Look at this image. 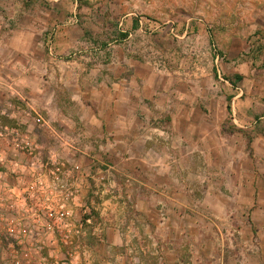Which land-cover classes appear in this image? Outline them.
I'll list each match as a JSON object with an SVG mask.
<instances>
[{
	"label": "rangeland",
	"instance_id": "obj_1",
	"mask_svg": "<svg viewBox=\"0 0 264 264\" xmlns=\"http://www.w3.org/2000/svg\"><path fill=\"white\" fill-rule=\"evenodd\" d=\"M30 11L75 15L83 37L61 62L99 70L95 81L112 65L133 89L128 122H109L110 135L73 115L74 92L37 96L0 67V118L10 124L18 94L30 97L73 135L84 170L99 178L108 169L120 197L100 208L83 264H264V121L234 122L230 110L233 87L248 89L232 68L256 54L264 0H79L43 11L0 0V20H32ZM38 55L56 62L48 44ZM250 76L248 95L262 98L264 81ZM85 105L88 117L98 113L97 101Z\"/></svg>",
	"mask_w": 264,
	"mask_h": 264
},
{
	"label": "built area",
	"instance_id": "obj_2",
	"mask_svg": "<svg viewBox=\"0 0 264 264\" xmlns=\"http://www.w3.org/2000/svg\"><path fill=\"white\" fill-rule=\"evenodd\" d=\"M18 100L20 117L8 115L10 124L0 118L1 260L83 264L100 208L120 197L105 177L108 169L99 178L83 169L73 135L30 97L18 94ZM46 144L52 147L44 154Z\"/></svg>",
	"mask_w": 264,
	"mask_h": 264
},
{
	"label": "crops",
	"instance_id": "obj_3",
	"mask_svg": "<svg viewBox=\"0 0 264 264\" xmlns=\"http://www.w3.org/2000/svg\"><path fill=\"white\" fill-rule=\"evenodd\" d=\"M26 5L40 8L42 11L52 8L68 10L77 7L79 0H26ZM29 14L32 20H0V67H5L6 73L18 77L19 83L32 94L38 93L37 96H47L50 92L59 93L66 90L74 92L76 94L72 95L73 101H76L74 108H79V112L73 115L83 122L99 124L102 129L113 135L107 124L128 122L127 103L133 89L126 81L124 82V78L119 81L113 78L117 68L112 65L105 78L95 81V75L99 70L91 69L85 73L82 66H76L78 64L76 61L61 62L63 58L75 55L72 49L83 37L79 30L81 25L79 26L75 15L67 19L68 13L64 11L59 20H43L40 12L30 11ZM44 43L50 45V55L56 58L53 64L39 59L38 50ZM236 61L240 59L233 58L234 65ZM250 61L240 62L232 68L238 79L246 81L249 85L246 90L233 87L235 97L232 99L230 110L234 122L248 121L257 124L260 120L264 121V96L256 98L248 94H251L254 88L250 84L256 81L250 76L253 71L256 70L261 76L257 77L258 80L264 81V37L258 40L256 54ZM44 78L47 81H44ZM134 95H138V92ZM86 100L98 102L96 107L98 113L93 110L91 117L87 115L90 116L92 112L84 110ZM86 104L91 107L89 103ZM92 105L94 106V103ZM104 109L110 113V117H105ZM52 115L54 116L53 112ZM57 118L64 123L70 121L63 112H60ZM116 244L112 243L113 246Z\"/></svg>",
	"mask_w": 264,
	"mask_h": 264
}]
</instances>
